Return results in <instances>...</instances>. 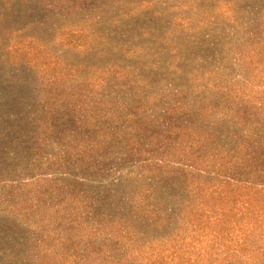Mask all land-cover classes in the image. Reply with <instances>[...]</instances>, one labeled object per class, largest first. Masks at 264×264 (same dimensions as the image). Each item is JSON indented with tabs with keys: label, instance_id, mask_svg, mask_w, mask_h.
I'll list each match as a JSON object with an SVG mask.
<instances>
[{
	"label": "rangeland",
	"instance_id": "rangeland-1",
	"mask_svg": "<svg viewBox=\"0 0 264 264\" xmlns=\"http://www.w3.org/2000/svg\"><path fill=\"white\" fill-rule=\"evenodd\" d=\"M0 264H264V0H0Z\"/></svg>",
	"mask_w": 264,
	"mask_h": 264
}]
</instances>
